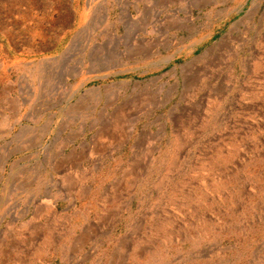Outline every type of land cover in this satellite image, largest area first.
Returning <instances> with one entry per match:
<instances>
[{
  "label": "rangeland",
  "instance_id": "rangeland-1",
  "mask_svg": "<svg viewBox=\"0 0 264 264\" xmlns=\"http://www.w3.org/2000/svg\"><path fill=\"white\" fill-rule=\"evenodd\" d=\"M0 264H264V0H0Z\"/></svg>",
  "mask_w": 264,
  "mask_h": 264
},
{
  "label": "bare ground",
  "instance_id": "bare-ground-1",
  "mask_svg": "<svg viewBox=\"0 0 264 264\" xmlns=\"http://www.w3.org/2000/svg\"><path fill=\"white\" fill-rule=\"evenodd\" d=\"M179 1H180V0H179ZM200 1H202V0H200ZM206 3H208V1H206ZM190 11H191V10H190ZM179 12H180V11H179ZM127 14H129V13H127ZM177 14H178V13H177ZM130 15H131V14H130ZM189 15H190V14H189ZM186 19H187V18H186ZM184 23H185V22H184ZM171 24H172V25H175V26L178 25L179 27H181V24H180L179 22H176V23H175V22H174V23L172 22ZM130 127H131V126H130ZM131 130H133V126H132ZM131 132H132V131H131ZM49 205L52 206L51 204H49Z\"/></svg>",
  "mask_w": 264,
  "mask_h": 264
}]
</instances>
